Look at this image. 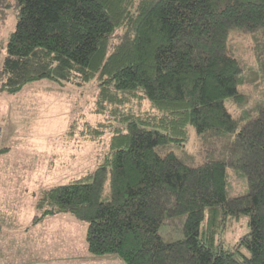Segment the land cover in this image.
<instances>
[{"label": "trees", "instance_id": "trees-1", "mask_svg": "<svg viewBox=\"0 0 264 264\" xmlns=\"http://www.w3.org/2000/svg\"><path fill=\"white\" fill-rule=\"evenodd\" d=\"M17 22L0 62V88L16 94L48 79L97 83L85 135L109 133L106 152L85 174L40 192L36 224L69 213L87 224L93 256L124 264H264V104L239 127L226 102L244 106L236 31L264 35V0H16ZM264 54V44L262 46ZM196 134L235 132L234 156L189 166L156 148ZM69 136L74 133L71 122ZM238 128V129H237ZM0 153H2L0 151ZM227 169L247 193L229 198ZM108 183L109 193L103 197ZM248 216L235 246L215 245L233 219ZM184 217L183 237L166 242L168 220Z\"/></svg>", "mask_w": 264, "mask_h": 264}, {"label": "rangeland", "instance_id": "rangeland-1", "mask_svg": "<svg viewBox=\"0 0 264 264\" xmlns=\"http://www.w3.org/2000/svg\"><path fill=\"white\" fill-rule=\"evenodd\" d=\"M17 15L16 0H0V62ZM232 44L243 67L238 90L247 95V102L238 106L227 100L226 104L240 127L255 114V107L264 104V35L262 31L254 36L236 31ZM96 91L95 80L78 86L42 79L12 95L0 88V192L5 193L0 200V264H90L92 257L95 264H124L116 255L89 254L87 224L69 213L32 222L42 190L92 170L106 152L108 132L96 140L82 135L85 122L95 126L103 120L92 113ZM71 122L74 133L69 136ZM234 136L235 132L198 135L189 127L184 145L167 144L156 151L160 155L172 152L187 165L197 166L206 160L234 156ZM227 182L229 198L247 193L245 177L239 171L227 169ZM108 193L107 183L103 197ZM183 222L184 217L166 221L160 228L163 240L181 239ZM248 232V216L242 215L216 236L215 245L233 251L242 261L249 253L235 246Z\"/></svg>", "mask_w": 264, "mask_h": 264}, {"label": "crops", "instance_id": "crops-1", "mask_svg": "<svg viewBox=\"0 0 264 264\" xmlns=\"http://www.w3.org/2000/svg\"><path fill=\"white\" fill-rule=\"evenodd\" d=\"M5 151H6V150H5ZM0 154H2V153H0ZM4 195H5L4 192H0V200L2 199V197H4ZM1 203H2V202L0 201V205H1ZM4 204H5V203H4ZM4 204H3V205H4ZM90 257H91V256H90ZM95 259H96V258H93V257H92V261H91V263L95 264ZM89 261H90V260H89ZM45 263H47V262H45ZM91 263H90V264H91Z\"/></svg>", "mask_w": 264, "mask_h": 264}]
</instances>
